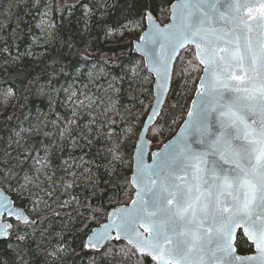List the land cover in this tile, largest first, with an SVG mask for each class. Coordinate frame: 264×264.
<instances>
[{
    "label": "trees",
    "instance_id": "1",
    "mask_svg": "<svg viewBox=\"0 0 264 264\" xmlns=\"http://www.w3.org/2000/svg\"><path fill=\"white\" fill-rule=\"evenodd\" d=\"M174 1L59 5L58 0H0V169L7 159L13 172L12 179H0V188L39 221L14 223L10 237L0 240V264H152L150 258H126L125 241H110L100 251L84 243L110 209L133 199L130 174L138 135L121 145L128 130L142 123L154 97V79L133 52V41L146 28L141 19L145 6L165 24ZM46 17L50 23L42 28ZM190 48L181 52L184 62L177 59L176 72L191 71L197 64ZM199 67L190 76L173 75L163 111L148 133L152 150L185 120L202 73ZM8 89L11 96L5 95ZM113 143L120 146L122 162L112 161L107 152ZM25 175L33 183L25 184ZM64 201L71 203L61 207ZM88 205L99 212L95 219L85 210ZM20 235L26 239L19 241ZM236 247L244 255L254 252L250 243Z\"/></svg>",
    "mask_w": 264,
    "mask_h": 264
},
{
    "label": "snow or ice",
    "instance_id": "2",
    "mask_svg": "<svg viewBox=\"0 0 264 264\" xmlns=\"http://www.w3.org/2000/svg\"><path fill=\"white\" fill-rule=\"evenodd\" d=\"M141 19L152 27L136 50L163 80V91L173 75L190 76L201 65L204 75L178 137L151 153V162L137 145L135 198L108 213V222L92 231L84 247L100 251L107 242L123 240L126 258H150L152 264H264V0H177L172 23H155L147 6ZM190 46L197 64L176 72L174 61L183 63L181 49L190 52ZM130 71L137 74L135 67ZM12 94L8 89L5 95ZM159 114L153 107L148 120ZM119 148L113 143L107 149L112 161L122 162ZM12 178L5 159L0 179ZM33 180L24 176L25 184ZM85 210L92 219L99 214L90 205ZM32 211L39 213L35 206ZM5 212L26 226L39 222L10 203L0 204V215ZM11 228L0 225V236ZM239 243H250L256 254L237 255Z\"/></svg>",
    "mask_w": 264,
    "mask_h": 264
},
{
    "label": "water",
    "instance_id": "3",
    "mask_svg": "<svg viewBox=\"0 0 264 264\" xmlns=\"http://www.w3.org/2000/svg\"><path fill=\"white\" fill-rule=\"evenodd\" d=\"M175 3H177V0L174 1V2L171 4V6H170V17H169V21H168L166 24L172 23V19H171V17H172V5L175 4ZM152 15H153V14H152ZM153 17L155 18L154 15H153ZM146 21H147V26H146L145 30L141 33L140 36L145 35V34L149 31V29L152 27V21H149V20H146ZM155 23L159 24L161 27H163L164 25H166V24H161L156 18H155ZM139 38H140V37H139ZM140 43H143V42H141L139 39H136V40L133 41V52H134L135 54H137L138 56H140V57L143 59L144 64H145V67H146L147 70L150 72V74L153 76L154 81H153V87H152V88H153V96H154V97H153L152 105H151V107H150V109H149V111H148V113H147V115H146V117H145V119H144V123H143V126H142V128H141V131H143V136H141V135L139 136V138H138V140H137V142H136L135 148H134L133 159H132V161H133V165H132L131 176H132L133 170H134V168H135V166H136V156H137V151H138V148H137V145H138V144H139V146H140L141 148H143V149L145 150V152L147 153V155L145 156V160H146L147 162H151V153L156 152V151L162 149V148L164 147L165 144H168L169 141H172V140H173V137H178V134L181 132L182 127H184V122H185V120L189 119V117H188V113H187L185 120L183 121V123L181 124V126L179 127V129L177 130V132L173 135V137L170 138V139H169L165 144H163L160 148L151 151V142H150V140H149V138H148V133H149V130L151 129V127L154 126V124L156 123V121L158 120V118L160 117V115H161V113H162V111H163L164 105H165V103H166V101H167V98H168V96H169V94H170V91H171V88H172L173 76H172V79H171V80L168 82V84H167V91H163V90L159 87V84L162 83L163 80H162V79H161V80H157L156 73H155L154 71H150V70H149V63H148V61H146V60L144 59V57H143V55H142L141 52H139V51L136 50V49L139 47V44H140ZM193 48H194V47H193ZM194 49H195V48H194ZM182 51H183V49H181V52H182ZM181 52H180V54H181ZM176 61H177V60H176ZM176 61H174V68H175ZM201 66H202V65H201ZM202 68H203V66H202ZM202 75H204L203 71H202V73H201V76H202ZM198 84H199V82H198ZM194 99H198V98H197V95H196V92H195V94H194V96H193V99H192V101H191V103H190L189 110L192 109V102H193ZM158 101H162V103H158ZM153 107H156L160 114H159L154 120H148V116H149V114L152 112ZM188 112H189V111H188ZM140 133H141V132H140ZM149 142H150V143H149ZM131 176H130V179H131ZM133 187H134V186H133ZM134 189H135V187H134ZM135 191H136V189H135ZM134 198H135V193H134V197H133V199H134ZM5 203H10L12 207L22 209V208L17 207V206L15 205L13 199L11 198V196H10L5 190L0 189V204H5ZM130 203H131V202H130ZM118 207H123V206H118ZM116 208H117V207H116ZM113 209H114V208H112L108 213L112 212ZM22 210L25 212L26 215H28L24 209H22ZM29 218H30V217H29ZM13 220L17 221L16 218H15L14 216H11V217H10V216L7 215L6 212L3 213V215H0V225H3V224H12V221H13ZM107 222H108V215H107V219H106V221L103 222L102 224L107 223ZM99 227H100V226H98V227H96V228H94V229H98ZM94 229H93V230H94ZM5 230L9 233V235H7V236H0V240H7V239L10 237V235H11V231H10V229H5ZM93 230H92V231H93ZM141 231H142V230H141ZM238 233H239V232H238ZM91 234H92V232H91L89 235H91ZM113 235H114V233H113ZM121 241H123V240H121ZM107 243H108V242H107ZM236 253H237V255H239V256L246 257V256H252V255H255V254H256V250H255V247H254V252H253V253H251V254H247V255H244V254L239 253L238 250H237V247H236Z\"/></svg>",
    "mask_w": 264,
    "mask_h": 264
},
{
    "label": "rangeland",
    "instance_id": "4",
    "mask_svg": "<svg viewBox=\"0 0 264 264\" xmlns=\"http://www.w3.org/2000/svg\"><path fill=\"white\" fill-rule=\"evenodd\" d=\"M77 1L78 0H58V4L59 5H61V3H63V4H73V3H76ZM42 22H43L42 23V28H44V27L47 26L48 23H50V18L49 17H46V18L43 19ZM143 120H144V118H143ZM143 120H142V123H143ZM142 123H140L138 125V127L131 129V132L128 131V134L126 136V139L122 143L121 147H124V146L128 145L130 142H132L134 140V138L137 135H138V137H137L136 140H138V138L140 136V132H141V127L140 126H141ZM139 128H140V131H139Z\"/></svg>",
    "mask_w": 264,
    "mask_h": 264
}]
</instances>
